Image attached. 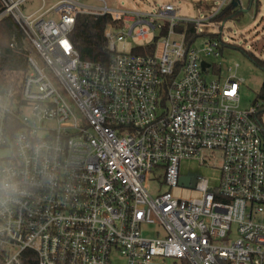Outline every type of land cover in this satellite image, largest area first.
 I'll use <instances>...</instances> for the list:
<instances>
[{
  "label": "built area",
  "instance_id": "1",
  "mask_svg": "<svg viewBox=\"0 0 264 264\" xmlns=\"http://www.w3.org/2000/svg\"><path fill=\"white\" fill-rule=\"evenodd\" d=\"M26 1L1 0L0 20L25 36L10 47L27 56L4 76L0 47V138L44 148L18 162L23 194L0 207V264H264L263 104L241 108L243 81L203 69L200 50L220 56L219 40L198 49L177 29L227 0L198 20L172 3L41 0L26 14ZM98 21L107 62L81 59L71 39ZM183 159L219 167V185L198 176V195H176Z\"/></svg>",
  "mask_w": 264,
  "mask_h": 264
},
{
  "label": "rangeland",
  "instance_id": "2",
  "mask_svg": "<svg viewBox=\"0 0 264 264\" xmlns=\"http://www.w3.org/2000/svg\"><path fill=\"white\" fill-rule=\"evenodd\" d=\"M89 5L100 6L101 0H83ZM110 7L119 10H139L154 11L164 3L174 4L180 15L191 20H198L212 16L217 12L224 0H106ZM235 1L236 6L243 10L238 19L228 21L224 24H216L206 20L197 25L200 31L208 33H220L223 40L229 43H236L243 46L246 50L253 51L257 56L264 59V0H254L250 5V0H227L228 4ZM41 0H28L22 5V9L29 14L41 6ZM50 3H48L49 5ZM173 38L180 39V36ZM203 37L199 39L198 49L204 42ZM130 41H132L130 39ZM151 39L137 40L133 43L144 45ZM228 43V44H229ZM227 44V43H226ZM238 46V47H239ZM201 64L205 71H211L213 64L221 67V77L226 79L229 76H235L243 81L240 93L239 106L249 108L256 99L264 104L262 98L258 95L264 87V71L255 66L239 48L229 47L228 45L221 52L220 56L206 55L200 50ZM236 63L239 67L236 68ZM210 78H215L213 72H210ZM264 124V114L262 115ZM181 179L189 185H184L173 190V192L182 197H192L199 193L192 191L195 188L198 176L208 179L210 185L217 186L220 182L221 171L219 167L207 163L201 164L196 159H183L180 163ZM154 190V185H152ZM155 228L149 226L144 229L146 235H153Z\"/></svg>",
  "mask_w": 264,
  "mask_h": 264
},
{
  "label": "trees",
  "instance_id": "3",
  "mask_svg": "<svg viewBox=\"0 0 264 264\" xmlns=\"http://www.w3.org/2000/svg\"><path fill=\"white\" fill-rule=\"evenodd\" d=\"M253 1L254 0H250V5ZM236 4L237 3L235 1L229 2L216 15H214L210 21L216 24H224L228 21L238 19L241 16L243 10L238 8ZM3 8V3L0 0V12L3 10ZM106 28L107 22L98 21L93 25L92 28L83 27L71 34V39L77 51L79 52L81 59L92 62L109 61L110 51L108 49V40L105 36ZM177 29L179 31L185 32V41L188 46L193 45L201 37L217 39L220 42L221 52H223L227 45L229 47L239 48L255 66L264 71L263 58L257 56L253 51L246 50L243 46L224 41L220 33L199 31L195 22H186L177 27ZM12 38H15V40L18 42V49L23 48L25 44L24 32L17 21L12 16L7 15L0 20V47L3 52L1 67L4 76L11 74V72L15 69H19V63H22L25 67L27 52L12 49L10 47ZM154 50L155 47H140L135 49L137 53L153 52ZM215 72L220 73L221 67L216 65ZM259 97L264 101V87L260 91L258 98ZM260 114H264V104L260 109Z\"/></svg>",
  "mask_w": 264,
  "mask_h": 264
},
{
  "label": "clouds",
  "instance_id": "4",
  "mask_svg": "<svg viewBox=\"0 0 264 264\" xmlns=\"http://www.w3.org/2000/svg\"><path fill=\"white\" fill-rule=\"evenodd\" d=\"M3 105H0L2 111ZM0 138V207L12 203L23 194L25 174H22L18 162H26L29 153L38 156L44 145H32L23 135H18L14 142L8 143Z\"/></svg>",
  "mask_w": 264,
  "mask_h": 264
}]
</instances>
